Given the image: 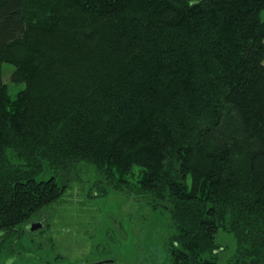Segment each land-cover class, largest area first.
I'll list each match as a JSON object with an SVG mask.
<instances>
[{"label":"trees","instance_id":"trees-1","mask_svg":"<svg viewBox=\"0 0 264 264\" xmlns=\"http://www.w3.org/2000/svg\"><path fill=\"white\" fill-rule=\"evenodd\" d=\"M88 170L169 209L170 264H264V0H0V233Z\"/></svg>","mask_w":264,"mask_h":264},{"label":"rangeland","instance_id":"rangeland-1","mask_svg":"<svg viewBox=\"0 0 264 264\" xmlns=\"http://www.w3.org/2000/svg\"><path fill=\"white\" fill-rule=\"evenodd\" d=\"M14 70L12 64L3 66V79L13 98L23 88V84L12 83ZM85 174L71 184L52 208L32 219L50 220L51 226L44 229L42 239L53 243L62 253L66 251L70 264L85 259L112 261L104 264H170L165 255L166 241L173 233L169 209L157 207L153 199L139 195L129 198L112 188H106L107 195L100 196L93 184L97 175L90 170ZM216 243L218 263L227 264L237 250L234 233L220 229ZM26 258L30 257L23 255L17 264Z\"/></svg>","mask_w":264,"mask_h":264},{"label":"flooded vegetation","instance_id":"flooded-vegetation-1","mask_svg":"<svg viewBox=\"0 0 264 264\" xmlns=\"http://www.w3.org/2000/svg\"><path fill=\"white\" fill-rule=\"evenodd\" d=\"M49 222L50 220L47 218L46 220L40 219V222L31 220L22 226L2 231L0 233V264H17L23 255H27L31 259L26 258L22 264H70L66 251L62 253L54 248L53 243L42 239L43 233L44 236L46 234L44 229L50 227ZM32 227L34 229L30 230ZM56 255L57 257H55ZM104 262L112 263L108 260L89 262L85 259V261L80 260L76 264H104ZM138 264L160 263H139L138 261Z\"/></svg>","mask_w":264,"mask_h":264}]
</instances>
